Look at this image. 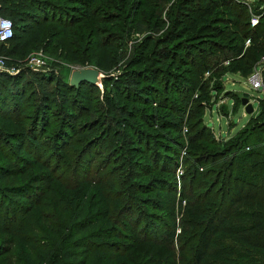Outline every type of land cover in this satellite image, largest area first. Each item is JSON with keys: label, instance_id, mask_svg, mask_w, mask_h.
Wrapping results in <instances>:
<instances>
[{"label": "trees", "instance_id": "trees-1", "mask_svg": "<svg viewBox=\"0 0 264 264\" xmlns=\"http://www.w3.org/2000/svg\"><path fill=\"white\" fill-rule=\"evenodd\" d=\"M118 1L127 6V0ZM198 4V0H189L182 5L183 15H193L189 24L183 20L181 24L185 25L170 30L165 38L147 41L145 47L149 46L145 48L143 57L133 60L136 65L150 63L151 55L158 54L161 60L179 67L182 60H178L177 55L188 56L189 62L185 66L189 69L194 67L197 89L214 50L225 47L217 45L215 40L223 39L226 33L235 35L241 31L220 30L221 27L232 28L245 16L252 27L253 16L264 23V8L253 9L236 0H201V5ZM0 5L1 15L14 24V37L7 45L0 46V53L7 57V66L18 71L16 74L0 72V264H145L150 258L148 252L154 249L151 246L153 238L164 236V245L168 246V252H172L175 249L176 227L170 228L167 224L163 227L165 231L159 235L153 231V224L148 222L143 226L144 220L136 216V195L143 193L145 188H140L132 179L129 186L131 193L120 196L116 190L118 183L110 178H88L93 160L102 148L110 150L108 154L113 153L128 137L136 134L132 131L135 128L127 121L118 122L115 114L120 108L114 98L104 97V130L95 135L79 155H70L65 151L69 145V131L80 128H75L72 121L77 114L87 116L85 104L89 107L94 103L89 93L98 91L99 87L83 83L76 88L58 75L31 73L20 66V60L27 52L41 45L45 36L51 34L64 42L70 55L76 56L78 50L86 51L91 55L95 68L108 74L118 64L115 54L120 48L116 36L119 30H107V26L118 18L99 12L103 10L102 0H0ZM107 5L112 7V3ZM191 39L194 40V54L181 48L182 44H175ZM124 40L123 37L120 39L121 42ZM152 43L155 44L153 48ZM168 45H173V50L166 49ZM229 49L234 56H243V48L231 46ZM192 56L194 63L191 62ZM159 66L150 64L138 72L163 95L175 97L176 93L170 92L172 82L162 80L165 73L159 70ZM253 70L249 67L239 73L241 77H249ZM228 73L233 75L236 71L229 70ZM33 79L49 82L51 87L59 86L60 93L56 92V97L53 94L36 97L33 94ZM110 80L106 77L103 82L106 84ZM206 88L205 85L201 91ZM125 97L120 94L119 100L125 102L128 100ZM163 99L167 97L163 96ZM57 104L66 110V115H63L70 120H65V126L52 138L46 135ZM262 111L258 117L264 122ZM141 117L144 116L136 118ZM253 132L254 128L245 129L237 141L248 151L242 161L253 164L252 170L248 172L244 168L236 174L235 164H231V169L227 173L224 170L217 181V186L220 185L217 196L207 194L208 199L204 202V195L194 194L192 197L189 226L197 230L192 248L194 264H207L209 258L219 259L225 264H264V186L247 179L252 173V177L258 174V178L264 180V158L251 150L249 145L250 140L260 138H247ZM145 145L146 141L138 138L130 149L132 152L139 151L138 154L143 156L145 152L141 149ZM166 147L165 144L158 150ZM171 149L167 148L169 152ZM62 158H65L64 162ZM149 161L148 164L154 162L157 166L162 163L165 169H170L168 165L172 164L170 155L157 154ZM143 165L140 166L141 171L147 167ZM61 172L63 175H60ZM245 202L252 203L253 210L249 214L252 223L247 227H235L231 223L241 216L238 206ZM188 203L190 206L191 201ZM153 204L150 205L153 209L164 210L161 201L155 200ZM200 204H205L204 209L198 208ZM121 219L128 227L125 230L133 229L139 233L142 243L136 241L128 246L123 242L127 232L122 231L125 225H122ZM169 223L172 225L173 222ZM225 236L233 237L234 244L223 245L221 242L226 239ZM145 246L151 248L145 251ZM134 253L138 259L131 256ZM157 255L155 263L163 264L162 257Z\"/></svg>", "mask_w": 264, "mask_h": 264}, {"label": "rangeland", "instance_id": "rangeland-1", "mask_svg": "<svg viewBox=\"0 0 264 264\" xmlns=\"http://www.w3.org/2000/svg\"><path fill=\"white\" fill-rule=\"evenodd\" d=\"M188 1L127 0V6H122L121 1L118 0H102L103 10L99 12L105 16L118 18L113 19L114 23L107 26V30H119L116 36H118L117 42L120 51L115 54L118 64L108 74L103 72V75L111 80L106 84L103 82L98 91L89 93L94 103L89 107L85 104L87 108L85 115L87 116L80 117L81 114H77L75 120L72 121L75 128L79 126L80 128L74 132L69 131L71 134L69 145L65 149L70 155H79L82 148L94 140L95 135L104 130L105 121L103 118L106 114L103 107L104 97H113L116 105L120 108L115 114L119 119L118 122L127 121L128 125L135 128L132 131H135L136 134L132 136L129 131L128 134L131 136L113 153L108 154L107 152L110 150L102 148L101 150H104H100L96 159L93 160L94 163L88 178L90 180L98 176L110 178L113 182L118 183L116 190L120 196L126 192L130 194L129 186L133 181L136 182L140 188L146 189L143 190V193L136 195L138 200L134 202L136 216L139 220H144L143 226L148 222L153 224V231L158 232L159 235L160 232L165 231L163 227H166L167 224L170 225V228L176 227L175 249L172 252L167 251L168 246L164 245L165 236L162 238L159 236L158 239L153 238L154 243L151 246L154 249L148 252L150 258L146 262L149 264H157L155 263V260L158 259L157 254L162 257L160 260L163 264H194L192 248L195 246L194 235L197 234V230L189 226L191 223L189 216L192 211L190 208L193 205L192 197L194 194L196 196L204 195V202L208 199L207 194L217 196L220 188V185L217 186V181L224 170L227 173L231 169V164H235L236 174H239L244 168L248 172L252 170L253 164H244L242 161L248 151L243 148L240 142H237L241 132L247 128H254L252 135H248L247 138L254 136L260 139L250 140L249 145L251 150L260 153V156L264 158V126H261L264 125V122L258 117L262 110L264 112V91L253 90L249 84L250 76L241 77L239 73L249 67H253L254 73L255 69L260 66L264 71V23L258 21L252 27L247 23L248 19L245 16L238 20L232 28L221 27L220 30L241 31L235 35L226 33L223 39L215 40L217 45L225 47L214 50L209 67L204 69L205 72L201 74V82L197 89L194 67L189 69L185 66L189 62L188 56L177 55V59L182 60L179 67L161 60L158 54L151 55L150 63L136 65L137 63L133 61L143 57L145 48L149 46L147 44L145 47L147 41L161 40L171 32L170 30L189 24V18L193 15H183L181 12V6ZM236 1L253 9L264 8V0ZM198 2V6L201 5V0ZM109 3H112L111 8L107 5ZM121 7L122 10H119ZM183 20L187 21L182 25ZM122 37L125 39L123 42L120 41ZM175 44H182L181 48L189 54H194L193 39ZM154 45V43L151 44L152 48ZM172 46L168 45L165 48L171 51L173 50ZM204 46L206 49L209 48L208 45ZM231 46L243 48V56H234L229 49ZM69 52V49H65L62 40L54 38V35L51 34L50 36L46 35L41 45L33 47L20 60V66L22 70L31 73L43 72L58 75L68 83L74 70L97 69L91 63V55L86 51L78 50L76 56L70 55ZM174 52L176 53L175 50ZM191 58V62L194 63V57ZM34 59L39 60L41 64H32ZM150 64L152 66L160 64L159 70L165 73L162 80L167 83L172 82L170 92L176 93L175 97L163 95L147 81V77H142L139 74L138 70H142ZM229 70L236 71V74H229ZM112 80L113 82H111ZM32 83L34 84L33 94L36 97L43 94H53L56 97V92L60 93L59 86L51 87L49 82L44 83V81L33 79ZM205 85L207 88L201 91ZM120 94L126 96L125 98L128 100L120 101ZM163 96L167 99H163ZM243 98H248L252 103L255 110L252 115L245 112V107L242 105ZM58 101L60 102L59 98ZM164 103H168V105L165 106ZM57 106L54 108L56 111L53 113L54 115L52 114L51 127L46 135L52 136V138L59 129L65 126V120H70L64 117L66 110L59 107L58 104ZM140 115L144 117L136 118ZM97 124L99 125L96 127ZM128 129L131 130L129 127ZM80 132H82L81 136H79ZM138 138L145 140L147 144L141 149L145 152L143 156L138 154L139 151L132 152L130 149V146ZM165 144L166 148L158 150ZM167 148L172 149L169 152ZM231 148L233 150L229 153L228 150ZM157 154L171 156L172 164L168 163L170 169H165L162 163H159L158 166L154 162L148 164L149 159L155 158ZM64 159L62 158L63 162ZM142 164L144 167L147 166L144 171H141ZM197 164L200 166L197 167ZM252 176V173L248 175V181L258 182L259 185L264 186V180L258 178L260 175ZM132 179L134 180L132 181ZM153 181H155L154 184L147 187ZM122 182H124L123 185ZM167 183L169 184L167 185ZM148 190H152V193L147 194ZM194 190H196L195 193ZM155 200L161 201L163 206L161 208L164 210L150 207V205H154L153 201ZM189 200L191 201L190 206ZM156 206L158 207V205ZM204 207L205 204L198 206L201 210ZM252 210L250 202L239 205L238 211L241 216L234 219L231 224L235 227L249 226L252 223L249 218ZM158 218L161 220H157ZM124 220L126 219L124 218ZM171 221L172 225L169 223ZM121 223L125 225L122 231L127 232V236L123 240L126 245L131 246L136 241L142 243L143 238L138 236L139 233L133 229L125 230L128 228L125 221L121 219ZM225 237L226 239L221 242L223 245L234 244L233 237ZM147 248L151 247L145 246V251ZM131 256L138 259L136 253ZM207 264L225 263L219 259L209 258Z\"/></svg>", "mask_w": 264, "mask_h": 264}, {"label": "built area", "instance_id": "built-area-1", "mask_svg": "<svg viewBox=\"0 0 264 264\" xmlns=\"http://www.w3.org/2000/svg\"><path fill=\"white\" fill-rule=\"evenodd\" d=\"M258 23V17L253 16L252 25ZM14 37V24L12 20L5 18L1 15V5H0V46L7 45L9 41ZM34 65H40L39 60H32ZM263 64V63H262ZM9 71L11 74H16L18 71L15 68H9L7 66V57L0 53V72ZM249 84L253 90L257 92L264 91V71L260 66L256 68L254 73L249 78Z\"/></svg>", "mask_w": 264, "mask_h": 264}, {"label": "water", "instance_id": "water-1", "mask_svg": "<svg viewBox=\"0 0 264 264\" xmlns=\"http://www.w3.org/2000/svg\"><path fill=\"white\" fill-rule=\"evenodd\" d=\"M105 78L106 76H104L99 70L94 68H85L74 70L70 77L69 84L73 87L79 88L81 84L89 83L101 88ZM242 105L245 107V112L247 114L252 115L254 113V107L248 98L242 99Z\"/></svg>", "mask_w": 264, "mask_h": 264}]
</instances>
